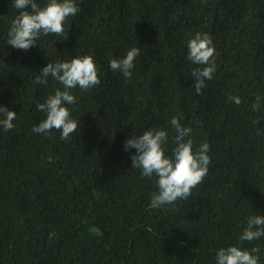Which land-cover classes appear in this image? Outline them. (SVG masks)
I'll return each mask as SVG.
<instances>
[{"label": "trees", "instance_id": "trees-1", "mask_svg": "<svg viewBox=\"0 0 264 264\" xmlns=\"http://www.w3.org/2000/svg\"><path fill=\"white\" fill-rule=\"evenodd\" d=\"M75 2L62 36L41 35L25 51L7 43L19 10L0 0V106L16 112L14 128L0 127V264H216L229 245L259 247L264 264V236L239 239L247 217L264 215V0ZM197 32L215 47L202 94L192 70L203 66L187 59ZM133 47L126 79L109 60ZM84 55L100 84L70 90L77 130L67 140L55 129L34 133L46 118L37 103L63 90L35 77L49 62ZM173 116L191 127L194 150L210 145L211 163L189 198L152 207L157 178L131 168L136 150L125 141L162 129L171 156Z\"/></svg>", "mask_w": 264, "mask_h": 264}, {"label": "clouds", "instance_id": "clouds-1", "mask_svg": "<svg viewBox=\"0 0 264 264\" xmlns=\"http://www.w3.org/2000/svg\"><path fill=\"white\" fill-rule=\"evenodd\" d=\"M13 7L18 14L11 22L8 30L7 43L20 50H28L41 35L64 34V22L70 16H75L78 6L75 0H46L40 5L36 0H12ZM187 59L193 64L202 65L192 70L195 78V91L202 94L205 80L212 79L215 72V47L212 38L207 33L197 32L187 42ZM139 55L136 47L127 51L126 56L109 60V67L113 72H120L126 79L132 76L134 60ZM99 70L91 55L74 56L70 60L47 63L41 68V74L35 77L34 83L47 85L48 78L63 86L56 88L54 94H49L43 103H37V110L43 111L46 118L34 125V133L50 134L55 129L60 132V139L67 140L78 128V121L71 118L66 105L76 103V97L71 89L79 87L88 90L100 84ZM229 100L236 105L241 103L239 96L229 95ZM260 96L256 97L253 111L260 107ZM16 112L6 106H0V127L5 131L14 128L13 121ZM259 121H257L258 123ZM175 129L173 137L174 147L172 155L165 154L164 145L168 134L165 130L148 129L140 135H131L125 141V149L134 148L131 156L132 167L141 170V175L151 177L155 175L158 192L152 193L151 206L160 207L173 204L179 199H187L194 187L203 182L211 163L208 155L210 145L202 143L198 149H193L190 138L191 127H183L179 119L173 116L170 121ZM259 134V132L257 133ZM188 137V139H185ZM51 157H49V160ZM99 198V193H96ZM247 226L239 239L251 242L264 236V215L256 214L246 218ZM54 234H50L52 238ZM260 248L250 250L239 246L229 245L221 247L216 253V264H258Z\"/></svg>", "mask_w": 264, "mask_h": 264}]
</instances>
